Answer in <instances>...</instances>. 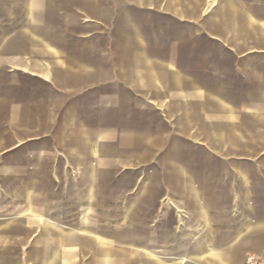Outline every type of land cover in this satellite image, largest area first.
Returning <instances> with one entry per match:
<instances>
[{
	"label": "rangeland",
	"instance_id": "374dc122",
	"mask_svg": "<svg viewBox=\"0 0 264 264\" xmlns=\"http://www.w3.org/2000/svg\"><path fill=\"white\" fill-rule=\"evenodd\" d=\"M54 1L63 14L70 9L69 28L66 30L63 17L58 18L46 7L37 11L42 23L27 34L46 44L51 42V50L63 54L79 53L80 38L92 41L107 37L112 30L104 28L105 24L112 17L117 23L125 16L124 0H70L71 6L65 0ZM31 5V0H0V26L18 23ZM168 5L175 10L176 0H168ZM81 8L86 9L90 19L75 11ZM131 15L140 22L143 35L153 38V61H160L161 50L167 47L176 63L175 11H137ZM83 21L88 22L83 25ZM12 78L13 85L18 86L15 81L21 79L15 75ZM127 81L121 71L119 84L110 80L84 92L56 93L57 133L71 132L74 145L82 143L77 141L81 135L102 129L116 133L108 151L95 159L103 161L105 171L94 174L90 204L82 202L86 191L81 180L83 172L75 167L72 172H64L59 160L57 172L42 171L31 156L34 141L0 155V264H101L100 248L88 246L90 239L103 242L110 264L171 261L161 254L141 260L145 250L137 243L151 245L173 227L171 216L166 212L163 216L162 209L167 200L185 197L181 194L182 183L194 179L200 184V194L212 196L227 193L230 182L240 181L242 174L245 180H264L263 157L258 156L264 151V141L252 139L264 130L249 124L242 131L240 107L231 108L234 123L218 126L217 134L209 135L204 127L187 134L192 126L177 124L174 102H164L162 107L160 93L129 92ZM30 82L42 91L38 94L48 96L42 77L30 76ZM227 95L233 97L234 105L240 104L239 93ZM193 136L196 138H186ZM147 176H151L149 184ZM136 196L139 199L133 201ZM47 248L53 251L49 262L43 257Z\"/></svg>",
	"mask_w": 264,
	"mask_h": 264
},
{
	"label": "crops",
	"instance_id": "0c3cea01",
	"mask_svg": "<svg viewBox=\"0 0 264 264\" xmlns=\"http://www.w3.org/2000/svg\"><path fill=\"white\" fill-rule=\"evenodd\" d=\"M65 2L71 6L70 0ZM124 2L123 19L116 23L112 17L104 26L112 30L111 34L107 32V37L92 41L80 38L77 54L54 52L51 42L46 44L27 34L38 25L16 23L11 32L5 24L0 26L1 111L4 107L0 116V155L34 141L31 156L42 171L57 172L59 160L64 172H72L75 167L81 172L90 171L94 177L103 165L101 159H95L108 151L115 130L81 135L77 141L82 143L74 145L71 132L57 133L56 93L84 92L110 80L119 84L121 71L128 77L129 92L160 93L162 107L164 102H174L177 124L192 126L187 134L200 132L202 127L209 135L217 134L218 126L234 123V107L242 109V131L249 124L264 130V0H176L175 10L169 8L168 0ZM48 11L63 17L66 30L69 28L70 9L63 14L55 1L49 0ZM75 11L86 20L91 18L84 8ZM137 11H175L176 63L167 47L161 50L160 61H153V38L143 35L140 22L131 15ZM134 60H143L145 65H136ZM14 75L21 79L15 81L18 86L13 85ZM33 75L43 78L47 97L38 94L42 91L30 82ZM13 93L17 95H10ZM233 93L240 94L239 105L227 95ZM252 139L264 141V131ZM258 156L263 157L264 164V151ZM242 178L230 182L227 193L212 196L200 194V184L194 179L182 183L193 196L167 200L162 215L166 212L174 222L168 234L173 229L178 232L182 220L188 221L181 236L184 240L167 243L168 248L176 246L184 255L178 259L169 256L171 261L166 262L158 259L157 264H244L249 254L264 257V190H259L264 189V180H245L243 174ZM90 240L88 246L100 248V263L110 264L103 242Z\"/></svg>",
	"mask_w": 264,
	"mask_h": 264
},
{
	"label": "water",
	"instance_id": "95a60500",
	"mask_svg": "<svg viewBox=\"0 0 264 264\" xmlns=\"http://www.w3.org/2000/svg\"><path fill=\"white\" fill-rule=\"evenodd\" d=\"M32 3V8L30 11H25L23 13V15L21 16L18 24L19 25H31V26H35V25H39L42 23L41 18L39 17V15L37 14V11H41L44 8L49 6V0H31ZM6 27H8L9 29L7 31L11 32V31H15L16 28V24L11 22V26L9 27V25ZM10 46H12L10 44ZM8 45V48H11ZM136 65L142 66L145 65V63L143 62V60H134ZM108 132L105 131L104 136H107ZM175 165L178 169H181V165H179L177 162H175ZM105 171L104 166L100 165L98 168V172L103 173ZM81 180L83 182H85L86 184V191L84 192L83 195V200L82 202L85 204H90V199L92 197L93 194V189H94V177L92 175V173L90 171H84L82 176H81ZM146 183L149 184L151 183V176H147L146 178ZM181 184V183H180ZM181 191H182V195L185 197H191L193 196L192 194V190L190 188H187L186 185H181ZM139 199V196H136L133 201H137ZM187 220L184 219L182 220V228L177 230H172V232L170 231L169 234L166 232L165 234L162 233L160 234V237L156 240L155 243L153 244H148L147 242H140L137 243V246H140L143 250H145V254L140 256V259L144 260V261H148L149 260V256L148 255H158L161 254L162 256L166 255V256H170V258H180L181 256L184 255L183 251H179L178 248L175 246V248H168V241H175L177 242L178 240H181V242L184 240H182L181 236L182 234L185 232L186 230V225H187ZM167 234V235H166ZM166 235V236H165ZM58 240H60V237L58 236ZM45 250V249H44ZM52 249L50 250L49 248H47L45 250V252H43V257L44 260L46 261V259L48 258V260L51 258L52 256ZM47 257V258H46ZM47 260V261H48ZM46 261V262H47Z\"/></svg>",
	"mask_w": 264,
	"mask_h": 264
},
{
	"label": "built area",
	"instance_id": "2783aa9c",
	"mask_svg": "<svg viewBox=\"0 0 264 264\" xmlns=\"http://www.w3.org/2000/svg\"><path fill=\"white\" fill-rule=\"evenodd\" d=\"M244 264H264V257L257 254H249Z\"/></svg>",
	"mask_w": 264,
	"mask_h": 264
}]
</instances>
